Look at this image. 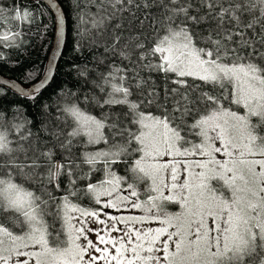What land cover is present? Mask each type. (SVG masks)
Returning <instances> with one entry per match:
<instances>
[{"label": "snow or ice", "instance_id": "obj_1", "mask_svg": "<svg viewBox=\"0 0 264 264\" xmlns=\"http://www.w3.org/2000/svg\"><path fill=\"white\" fill-rule=\"evenodd\" d=\"M73 2L101 112L61 89L42 136L0 105V264H264V0Z\"/></svg>", "mask_w": 264, "mask_h": 264}, {"label": "trees", "instance_id": "obj_2", "mask_svg": "<svg viewBox=\"0 0 264 264\" xmlns=\"http://www.w3.org/2000/svg\"><path fill=\"white\" fill-rule=\"evenodd\" d=\"M66 16L67 34L64 50L60 56L54 76L50 83L40 92L35 93V100L24 98L12 91L0 100V105L6 109L20 106L25 115L32 121L31 128L33 132H40L42 136L46 134L41 131L44 123L52 126L56 122L57 108L56 103L59 95H62L61 89L76 93L80 98L81 107L86 108L93 115H99L101 110L98 107L84 104L83 96L90 94L92 85L85 83V79L78 77L74 72H69L71 63H88L91 72L89 78H94L97 71L94 68L92 54L85 53L80 56L73 51L76 36V17L79 9L74 6L73 0H57ZM14 6L26 8L36 17V22L29 25L27 21L15 20L10 15ZM0 33L8 30H17V26L22 29L27 36L28 44L24 49L16 50L10 48H0V52L5 55V61L0 62V75L13 78L22 84H31L42 76L46 59L51 48L54 35V17L48 6L41 0H0ZM92 11H95L93 8ZM46 26V27H45ZM103 49H100L102 52ZM100 70H106L100 66ZM33 73L34 78L28 79L27 74ZM4 88V87H3ZM7 90V88H4ZM44 105H48L47 112ZM67 130V129H66ZM99 147V146H97ZM59 158V157H57ZM119 174H124L123 169H117ZM100 174H97L99 176ZM172 208H170L171 210ZM57 227H59L57 225Z\"/></svg>", "mask_w": 264, "mask_h": 264}, {"label": "water", "instance_id": "obj_3", "mask_svg": "<svg viewBox=\"0 0 264 264\" xmlns=\"http://www.w3.org/2000/svg\"><path fill=\"white\" fill-rule=\"evenodd\" d=\"M41 1L48 6L54 17L53 41L46 59L45 69L42 76L40 77V79H38L37 81L31 84H22L13 78H8L6 76L0 75V86L9 89L12 88V84L15 83L16 87L12 88L11 91L18 95H20L19 93L21 89L29 93L32 92L38 93L42 91L50 83V81L54 76L60 56L65 46L67 24H66V16L64 14V11L60 3L57 0H41ZM53 4H55L56 7H52ZM61 20L63 21L62 23ZM41 81L45 82V86L43 88H40Z\"/></svg>", "mask_w": 264, "mask_h": 264}, {"label": "rangeland", "instance_id": "obj_4", "mask_svg": "<svg viewBox=\"0 0 264 264\" xmlns=\"http://www.w3.org/2000/svg\"><path fill=\"white\" fill-rule=\"evenodd\" d=\"M119 174V173H118ZM122 175V174H121ZM170 210V209H169ZM171 210H175V209H171Z\"/></svg>", "mask_w": 264, "mask_h": 264}]
</instances>
